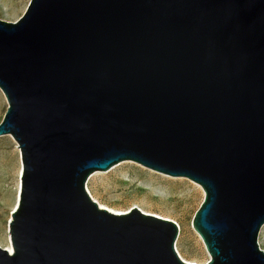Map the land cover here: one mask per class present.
<instances>
[{"label":"water","instance_id":"obj_1","mask_svg":"<svg viewBox=\"0 0 264 264\" xmlns=\"http://www.w3.org/2000/svg\"><path fill=\"white\" fill-rule=\"evenodd\" d=\"M0 88L22 160L0 264H191L175 221L88 192L123 161L201 185L206 264H264V0H31L0 19Z\"/></svg>","mask_w":264,"mask_h":264},{"label":"rangeland","instance_id":"obj_2","mask_svg":"<svg viewBox=\"0 0 264 264\" xmlns=\"http://www.w3.org/2000/svg\"><path fill=\"white\" fill-rule=\"evenodd\" d=\"M30 1L0 0V19L8 22L19 20ZM8 106V100L0 88V123ZM21 168V151L17 142L11 135L0 136L1 247L8 243L9 223L20 191ZM197 185L186 177L170 176L134 161H123L108 171L94 172L87 182V190L99 204L116 211L138 208L173 218L181 225L176 240L180 257L187 262L206 264L211 255L193 227L194 216L205 198V191L201 185ZM258 240L264 250V225Z\"/></svg>","mask_w":264,"mask_h":264},{"label":"bare ground","instance_id":"obj_3","mask_svg":"<svg viewBox=\"0 0 264 264\" xmlns=\"http://www.w3.org/2000/svg\"><path fill=\"white\" fill-rule=\"evenodd\" d=\"M1 103H3L2 101H1ZM2 105V104H1ZM21 173H22V168H21ZM171 179H173V180H176V178H171ZM197 186H199V185H197ZM19 190H21V186H20V189ZM19 194H20V191H19ZM18 194V195H19ZM18 201H19V196H18V198H17V201H16V203H15V205H14V208H13V210H15L16 209V207H17V205H18ZM102 207H104V208H107V209H109L110 211H112V212H114V213H117V214H125V213H128V212H130V209L129 210H119V211H116V210H114V209H112V208H110V207H108V206H105V205H103V204H100ZM157 208V207H156ZM154 209H155V207H154ZM142 212H144V213H146V214H151V215H155V216H158V217H162V218H165V219H173V218H171V217H169V216H163V215H161L160 213L158 214V213H156L155 211L154 212H151V211H142ZM174 221V220H173ZM176 222V221H175ZM177 223V222H176ZM178 224V226H179V228L181 227V225L179 224V222L177 223ZM200 237H201V235L200 234H198ZM201 239H202V237H201ZM4 248H7V249H9V251L12 253L13 252V250H12V242H11V236H10V234H9V238H8V243H7V245L4 247ZM187 262V261H186ZM189 263H191V264H199V262H189ZM202 264H205V263H202Z\"/></svg>","mask_w":264,"mask_h":264}]
</instances>
